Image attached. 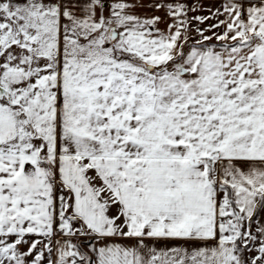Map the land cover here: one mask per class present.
<instances>
[{
    "label": "snow or ice",
    "instance_id": "obj_1",
    "mask_svg": "<svg viewBox=\"0 0 264 264\" xmlns=\"http://www.w3.org/2000/svg\"><path fill=\"white\" fill-rule=\"evenodd\" d=\"M0 264H264V0H0Z\"/></svg>",
    "mask_w": 264,
    "mask_h": 264
},
{
    "label": "crops",
    "instance_id": "obj_2",
    "mask_svg": "<svg viewBox=\"0 0 264 264\" xmlns=\"http://www.w3.org/2000/svg\"><path fill=\"white\" fill-rule=\"evenodd\" d=\"M146 2H148V0H146ZM189 2L191 3L192 0H189ZM221 2V0H203V3L205 5L211 6V5H218Z\"/></svg>",
    "mask_w": 264,
    "mask_h": 264
}]
</instances>
